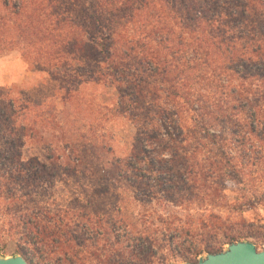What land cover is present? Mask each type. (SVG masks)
<instances>
[{
    "label": "trees",
    "instance_id": "16d2710c",
    "mask_svg": "<svg viewBox=\"0 0 264 264\" xmlns=\"http://www.w3.org/2000/svg\"><path fill=\"white\" fill-rule=\"evenodd\" d=\"M21 44L50 98L72 106L86 84L110 86L108 109L135 128L124 156L69 126L26 158L69 123L53 101L0 86V238L31 264L194 262L262 238L247 212L264 220V0H0V52ZM79 174L95 195L124 192L114 211L142 209L99 227L91 199L84 222L50 216L46 184Z\"/></svg>",
    "mask_w": 264,
    "mask_h": 264
},
{
    "label": "rangeland",
    "instance_id": "374dc122",
    "mask_svg": "<svg viewBox=\"0 0 264 264\" xmlns=\"http://www.w3.org/2000/svg\"><path fill=\"white\" fill-rule=\"evenodd\" d=\"M28 79L29 82L25 86L12 87L14 91L19 93L22 90H26L35 100L39 99L41 101L45 98L50 100L47 104H52L53 101L55 103L54 118H57L63 126L69 124L63 128L59 127L58 124L49 125L51 127L45 129L43 132L45 136L44 141L39 142L36 140L29 142L25 150L26 158L40 153L39 147L46 146L47 142L50 140H54L55 142L51 134H55L59 138L60 136H64L66 131H68V129L70 130L69 126H73L74 128L72 127V130H75L76 133L84 134L88 139L86 142H90L93 137L98 135L104 143L112 145L116 149L117 154L124 156L129 152L131 144L133 143L135 128L129 120L120 116H113L108 109L118 100V94L114 88L102 84H86L78 93L76 103L71 106L69 103L56 102V100L50 98L54 83L50 75L46 72L37 71L31 65ZM84 144L85 140L79 138V145L82 147ZM68 154L69 151L64 150L63 144L57 146L56 156L60 155V161L65 165H67L69 161L67 158ZM92 155L93 150L90 149L88 154H86L87 163L92 161ZM40 156L45 158V154H40ZM74 156L75 154L70 156L72 160H76ZM96 185H98V183H92L91 180L84 178L82 174L70 177L67 176L64 177L63 180L57 178L56 182L54 181L52 185L50 183L46 184L49 191L48 195L44 198L43 205L48 208V213L52 217H54L56 213H58L56 217L64 215L68 210L70 218L84 222L87 219L82 220L79 217V212L84 210L85 203L91 199L96 205L98 204L95 208L100 212L98 215L91 216L90 221L94 227H99L100 223L110 224L114 217L115 220L119 222L122 216H127L133 213L132 211H134V214H137L142 209L138 203L133 202L129 205L128 211H126V206L121 213L114 211L113 203L116 201V196L118 195L122 199L124 192L121 190H117L116 192L114 190L116 193L114 195H95L97 191L95 188L97 187ZM139 197L142 199L145 198V196L142 195ZM77 198L78 200H75ZM70 202L73 204L69 205ZM225 211L227 212V210ZM247 216L254 221V227L251 228V230L260 234L262 238H249L245 240L254 242L258 249L262 250L264 246V220L255 219L258 217L253 210L248 211ZM48 219L50 218L48 217ZM229 244L230 243L224 245L223 250L227 249ZM17 254L21 253L17 252L16 241L7 236L3 239L0 238V256L9 257ZM201 256H206V254H202ZM182 262L184 261H179L175 264Z\"/></svg>",
    "mask_w": 264,
    "mask_h": 264
},
{
    "label": "water",
    "instance_id": "95a60500",
    "mask_svg": "<svg viewBox=\"0 0 264 264\" xmlns=\"http://www.w3.org/2000/svg\"><path fill=\"white\" fill-rule=\"evenodd\" d=\"M0 264H31L22 254L3 257ZM177 264H264V246L259 250L257 245L250 240L232 242L227 249L217 253H207L194 262Z\"/></svg>",
    "mask_w": 264,
    "mask_h": 264
},
{
    "label": "clouds",
    "instance_id": "9594fccd",
    "mask_svg": "<svg viewBox=\"0 0 264 264\" xmlns=\"http://www.w3.org/2000/svg\"><path fill=\"white\" fill-rule=\"evenodd\" d=\"M31 70L23 44L0 52V84L6 88L25 86Z\"/></svg>",
    "mask_w": 264,
    "mask_h": 264
},
{
    "label": "crops",
    "instance_id": "0c3cea01",
    "mask_svg": "<svg viewBox=\"0 0 264 264\" xmlns=\"http://www.w3.org/2000/svg\"><path fill=\"white\" fill-rule=\"evenodd\" d=\"M29 74V73H28ZM0 86H3V84H0Z\"/></svg>",
    "mask_w": 264,
    "mask_h": 264
}]
</instances>
